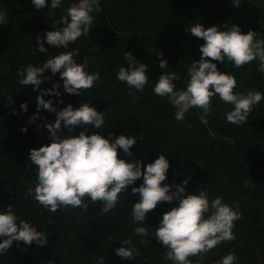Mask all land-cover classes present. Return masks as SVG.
<instances>
[{
	"label": "trees",
	"instance_id": "trees-1",
	"mask_svg": "<svg viewBox=\"0 0 264 264\" xmlns=\"http://www.w3.org/2000/svg\"><path fill=\"white\" fill-rule=\"evenodd\" d=\"M78 2L62 0L60 8L51 9V0H47L48 7L37 10L32 0H0V11L7 12L6 24L0 25V212L12 206L18 226L25 220L47 237L44 247L35 242L30 246L14 242L7 253L0 255V264H97L101 257L104 264H172L166 257L167 248L154 235L147 237L151 243L141 244L146 238L138 236L135 229L147 227L154 233L163 214L178 202L160 203L147 214L145 223H134L132 206L140 197L138 193L133 195L132 188L140 187L142 178L121 193L116 207L106 214H101L100 202L92 204L87 197V211L69 206L52 213L28 195L38 182L37 168L29 160L31 150L53 142L44 125L54 124L57 117L48 110L38 112L40 92L31 85L21 86L17 70L28 64L42 66L48 58L72 50H78L76 62L87 60L86 71H99L101 80L80 96L68 95L60 74L53 76L47 71L41 79H50L41 84V89L59 83L62 95L44 99L53 101L58 111L69 104L77 109L89 103L103 113L105 124L99 129L92 125L77 127L72 132L62 127L58 135L75 137L85 131L106 139L110 134L136 137L132 157L119 149L120 159L141 161L146 168L164 155L170 167L163 185H183L188 180V193L206 189L210 204L222 197L223 203L240 214L234 222L235 239L216 246L200 264H217L229 253L238 257L234 264H264V98L253 106L246 123L234 125L226 120L234 106L216 95L204 124L198 109L189 110L182 121H177L176 109L168 98L153 92L159 76L166 71L180 77L174 81L177 90L186 88L187 69L201 59L199 49L205 43L190 31L197 23L220 31L235 25L242 34L251 30L258 32L257 39H264V0H240L239 8L232 0H100L102 10L91 13L94 23L88 36L71 43L68 49L50 46L45 40L48 52H39L37 37L45 39L46 32L60 27L54 21ZM125 52L148 66L149 82L143 92L129 89L116 78L120 67H128ZM161 59L167 61L166 69L160 67ZM213 63L221 73L235 76L236 93H264V73L258 71V59L239 69L227 60ZM24 103L27 112L21 109ZM37 115L40 118L30 123V118ZM23 128H27L26 133ZM245 182H251L250 186L245 187ZM4 239L0 237V242ZM126 240L139 253H134L133 260L116 255L117 248L130 249V245L122 244ZM190 259L197 264L198 257Z\"/></svg>",
	"mask_w": 264,
	"mask_h": 264
},
{
	"label": "clouds",
	"instance_id": "clouds-1",
	"mask_svg": "<svg viewBox=\"0 0 264 264\" xmlns=\"http://www.w3.org/2000/svg\"><path fill=\"white\" fill-rule=\"evenodd\" d=\"M32 3L37 10L48 7L47 0H32ZM232 4L239 8L240 0H232ZM61 5L62 0H51V9H58ZM101 10L100 0H79L72 4L65 10L66 15L54 21L60 27L46 32L45 39L37 37L40 45L37 50L48 52L44 47L45 40L50 46L68 49L71 43L82 36H88L94 23L91 13ZM6 22L7 12L0 11V25ZM190 31L205 43L199 49L201 59L193 62L187 69L189 80L186 88L177 90L174 81L180 77L173 71H166L159 76L153 92L157 96L168 98L176 109L174 115L177 121H182L189 110L198 109L201 113L199 119L207 124V117L212 110V98L218 95L222 102L234 106L226 114L227 122L234 125L246 123L253 106L261 102L264 93L252 90H248L246 94L236 93L235 76L218 71L217 64L213 61L224 63L227 60L239 69L258 59V71L264 73V39H257L258 32L251 30L242 34L241 29L235 25L226 31H220L217 27L205 28L197 23L190 27ZM78 54V50L62 51L59 55L48 58L42 66L28 64L17 70L21 86L31 85L40 92L37 98L38 112L41 109L48 110L57 117L54 124L44 125L53 142L38 150H31L29 160L37 168L38 182L34 189H29L28 195L34 196L40 205L52 213L69 206L87 211L89 205L84 203V198L87 197L92 204L100 202V212L106 214L116 207L120 194L142 178L143 184L132 188L133 195L138 193L140 197L139 202L132 206L134 223H145L147 214L160 203L176 201L178 206L163 214L154 233L150 232V228L137 227L136 234L146 238L140 243H151L147 237L154 235L167 248L166 257L172 264H193L190 259L192 257H198L197 264H200L204 256L216 246L235 239L234 222L241 218L240 214L223 203L222 197L213 199L210 204L206 189L199 190L198 194L188 193V180L183 185H163L170 167L164 155L147 164L146 168L141 161L129 163L120 159L119 149L126 156L132 157L131 149L137 144L136 137H115L110 134L111 138L106 139L99 134L89 136L85 131L75 137L63 138L58 135L62 127L72 132L77 127L86 129L92 125L99 129L105 124L103 113L89 103H83L77 109L69 104L58 111L53 107V101L44 99V96L62 95L59 83H54L51 89H41V84L50 79H41L47 71H51L53 76L60 74L64 91L68 95L80 96L82 91L90 90L101 80L99 71H86L87 60L83 64L76 62L74 56ZM159 55L162 57V53ZM125 60L128 67L119 68L117 80L126 83L129 89L143 92L149 82L148 66L139 62L131 53L125 52ZM160 67L166 69L167 61L161 59ZM63 102V99L59 100V103ZM21 109L27 112V103L22 104ZM13 114H16L14 110ZM39 118L38 115L33 116L29 122L33 123ZM21 131L26 133L27 128ZM250 183L245 182V187L250 186ZM173 188L176 190L172 191ZM17 220L10 205L6 211L0 212V237L5 238L0 242V255L7 253L14 242H23L29 246L33 242L41 247L47 245L45 233L37 231L25 220H20L18 226ZM122 244L131 246V241L126 240ZM134 253L139 255L132 246L130 249H116V255L123 259H135ZM237 259L234 253H229L218 260L217 264H234ZM97 264H104L103 257Z\"/></svg>",
	"mask_w": 264,
	"mask_h": 264
}]
</instances>
